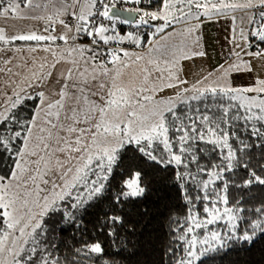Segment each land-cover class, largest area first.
<instances>
[{
    "label": "snow or ice",
    "instance_id": "6c2138e0",
    "mask_svg": "<svg viewBox=\"0 0 264 264\" xmlns=\"http://www.w3.org/2000/svg\"><path fill=\"white\" fill-rule=\"evenodd\" d=\"M158 176L160 264L264 238V0H0V264H93Z\"/></svg>",
    "mask_w": 264,
    "mask_h": 264
},
{
    "label": "trees",
    "instance_id": "16d2710c",
    "mask_svg": "<svg viewBox=\"0 0 264 264\" xmlns=\"http://www.w3.org/2000/svg\"><path fill=\"white\" fill-rule=\"evenodd\" d=\"M156 181L147 201L141 204V207L148 209V215L142 216L138 211L133 212V224L119 238L110 239L98 233L89 237L99 239L105 249L102 257H93V264H160L167 231L166 216L161 214L164 213L165 206L173 202L176 193L162 176H158ZM236 195H243L244 199L249 200L248 207L258 205L264 201V187L254 185L252 189H245L242 193L237 190ZM87 227L92 230L91 224ZM74 234V230H65L58 234L57 244L60 245L63 241L68 246L62 248L63 252L67 253L69 247L78 246L80 237L77 235L74 240ZM202 264H264V238L257 237L252 245L233 244L218 252H211L203 258Z\"/></svg>",
    "mask_w": 264,
    "mask_h": 264
},
{
    "label": "crops",
    "instance_id": "0c3cea01",
    "mask_svg": "<svg viewBox=\"0 0 264 264\" xmlns=\"http://www.w3.org/2000/svg\"><path fill=\"white\" fill-rule=\"evenodd\" d=\"M221 29V30H220ZM219 31L217 34L216 32ZM226 35L224 29L221 27V24L218 23H206L205 29L203 31V42L206 43V49L208 52V58L211 60L212 64L222 61L223 59V49L215 50L211 43L213 39L217 37L220 45L225 43L224 36ZM189 65V64H188Z\"/></svg>",
    "mask_w": 264,
    "mask_h": 264
},
{
    "label": "rangeland",
    "instance_id": "374dc122",
    "mask_svg": "<svg viewBox=\"0 0 264 264\" xmlns=\"http://www.w3.org/2000/svg\"><path fill=\"white\" fill-rule=\"evenodd\" d=\"M205 26H206V24L204 25V29H205ZM204 29H203V31H204ZM220 30H221V29H220ZM216 33L218 34L219 31H217ZM203 38H204V37H203ZM204 39H205V38H204ZM212 41H213V43H211V44H212V46L215 48V50H218V49H221V50H222L221 45H220V43H219L217 37H216L215 39H213ZM204 44H205V46H206V43H205V42H204ZM206 50H207V49H206ZM207 59H209V58H207ZM197 62L200 63L202 67H205V68L209 67V64L207 63V60H198ZM187 66L191 67V64H189V65H187ZM241 82H247V81H241Z\"/></svg>",
    "mask_w": 264,
    "mask_h": 264
}]
</instances>
